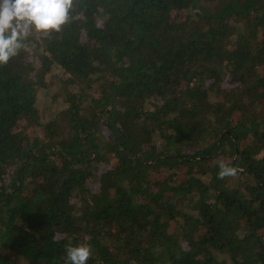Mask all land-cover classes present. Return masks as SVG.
Here are the masks:
<instances>
[{
  "label": "trees",
  "instance_id": "1",
  "mask_svg": "<svg viewBox=\"0 0 264 264\" xmlns=\"http://www.w3.org/2000/svg\"><path fill=\"white\" fill-rule=\"evenodd\" d=\"M23 44L0 64V264L69 243L264 264V0H72Z\"/></svg>",
  "mask_w": 264,
  "mask_h": 264
},
{
  "label": "clouds",
  "instance_id": "2",
  "mask_svg": "<svg viewBox=\"0 0 264 264\" xmlns=\"http://www.w3.org/2000/svg\"><path fill=\"white\" fill-rule=\"evenodd\" d=\"M72 0H0V64L24 47L30 32L59 30L69 18ZM217 175L223 179L235 176L236 168L224 160L217 162ZM91 248L85 243L67 244V264H87Z\"/></svg>",
  "mask_w": 264,
  "mask_h": 264
}]
</instances>
